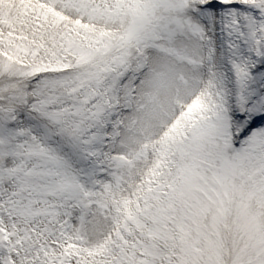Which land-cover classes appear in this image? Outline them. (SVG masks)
Returning a JSON list of instances; mask_svg holds the SVG:
<instances>
[{
	"label": "snow or ice",
	"instance_id": "snow-or-ice-1",
	"mask_svg": "<svg viewBox=\"0 0 264 264\" xmlns=\"http://www.w3.org/2000/svg\"><path fill=\"white\" fill-rule=\"evenodd\" d=\"M0 264H264V0H0Z\"/></svg>",
	"mask_w": 264,
	"mask_h": 264
}]
</instances>
